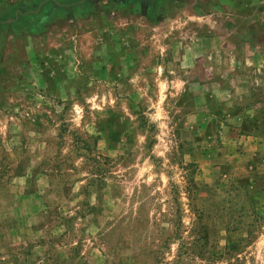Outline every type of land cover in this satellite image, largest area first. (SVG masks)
<instances>
[{
	"label": "rangeland",
	"instance_id": "obj_1",
	"mask_svg": "<svg viewBox=\"0 0 264 264\" xmlns=\"http://www.w3.org/2000/svg\"><path fill=\"white\" fill-rule=\"evenodd\" d=\"M42 1L0 0V264H264V0Z\"/></svg>",
	"mask_w": 264,
	"mask_h": 264
},
{
	"label": "crops",
	"instance_id": "obj_2",
	"mask_svg": "<svg viewBox=\"0 0 264 264\" xmlns=\"http://www.w3.org/2000/svg\"><path fill=\"white\" fill-rule=\"evenodd\" d=\"M96 1L97 0H43L41 3L38 4V9L33 11V13H34V15L38 16L37 18H39L37 23L38 24L41 23L38 26L39 29H42L45 25L48 27L49 23L54 20V17L59 16V18H64V21L68 20L69 27H71V29H73V27H76L75 33H77V34L75 36H76V38H79V40L82 42V40L80 38L82 36L85 38V36H87V33H85V31L84 32L81 31L79 33L77 29H78V27L79 28L83 27L84 23L94 16V14L92 12H95V14H97V13L102 14L107 10L119 11V9H120V6L118 4H116V5H111V4L100 5V7L98 9L97 8L98 5L95 3ZM155 1L158 2V0H155ZM159 1H161V0H159ZM155 5H156V9H155V11H153V13L158 14L156 12L158 11V9L161 6L158 3L157 4L155 3ZM23 6H24V4H23ZM133 6L131 8H132V11L134 13L135 8ZM97 10H99V11L97 12ZM150 10L152 13V9H150ZM150 10H149V7H147L146 13H148ZM47 12H48V14H47ZM57 12H60V15L56 16V14H54V16H52L53 13H57ZM146 13H145V15H146ZM150 22L152 23V19L151 20L149 19V23ZM44 28H46V27H44ZM92 42L94 43V41H92Z\"/></svg>",
	"mask_w": 264,
	"mask_h": 264
},
{
	"label": "trees",
	"instance_id": "obj_3",
	"mask_svg": "<svg viewBox=\"0 0 264 264\" xmlns=\"http://www.w3.org/2000/svg\"><path fill=\"white\" fill-rule=\"evenodd\" d=\"M187 188H191V186L187 187Z\"/></svg>",
	"mask_w": 264,
	"mask_h": 264
}]
</instances>
